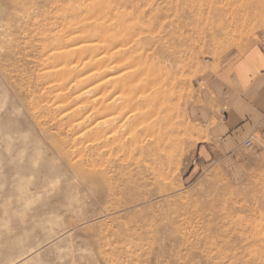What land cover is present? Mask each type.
Instances as JSON below:
<instances>
[{
    "label": "rangeland",
    "instance_id": "1",
    "mask_svg": "<svg viewBox=\"0 0 264 264\" xmlns=\"http://www.w3.org/2000/svg\"><path fill=\"white\" fill-rule=\"evenodd\" d=\"M258 44L264 0H0V264H264V133H211Z\"/></svg>",
    "mask_w": 264,
    "mask_h": 264
},
{
    "label": "crops",
    "instance_id": "2",
    "mask_svg": "<svg viewBox=\"0 0 264 264\" xmlns=\"http://www.w3.org/2000/svg\"><path fill=\"white\" fill-rule=\"evenodd\" d=\"M264 45L258 44L219 63V77L226 94L217 114L212 136L227 145L253 140L264 133Z\"/></svg>",
    "mask_w": 264,
    "mask_h": 264
},
{
    "label": "bare ground",
    "instance_id": "3",
    "mask_svg": "<svg viewBox=\"0 0 264 264\" xmlns=\"http://www.w3.org/2000/svg\"><path fill=\"white\" fill-rule=\"evenodd\" d=\"M232 4H233V3H232ZM236 4H237V3H236ZM239 4H240V3H239ZM228 6H229V5H228ZM233 6H235V4H234ZM237 6H238V5H237ZM241 7H242V6H241ZM228 8H229V7H228ZM244 8H245V7H244ZM232 9H233V8H232ZM71 36H72V35H71ZM67 40H68V39H67ZM65 41H66V40H65ZM65 41H63V42H65ZM93 41H94V40H93ZM81 42H82V41H81ZM77 43H78V42H77ZM79 43H80V42H79ZM83 43H84V41H83ZM71 44H72V43H71ZM80 44H81V43H80ZM87 44H88V43H87ZM69 45H70V44L67 43V41H66V44H63V43H62V45H61L60 47H57V50L55 49V50L57 51L56 54H58V55L61 54V55H63V57H64V56H67V54H72V53L70 52V50L75 52L76 49H78L79 47L82 48V45H83V44H81V45H79V44H77V45L74 44L75 47L73 46L72 48L68 49L67 47H68ZM85 45H86V44H85ZM70 46H72V45H70ZM99 47H100V46H99ZM83 48H84V47H83ZM83 48H82V49H83ZM89 48H91V47H89ZM58 49H59V50H58ZM79 49H80V48H79ZM87 49H88V48H87ZM110 49H111V48H110ZM106 50H107V49H106ZM80 51H81V50H80ZM53 52H54V51H53ZM74 52H73V53H74ZM76 52H77V51H76ZM117 52H118V51H117ZM53 54H54V53H53ZM104 55H105V54H104ZM104 55H103V56H104ZM107 55H108V54H107ZM116 55H119V54H116ZM50 56H51V55H50ZM103 56H102V57H103ZM106 57H109V55L106 56ZM113 57H114V55H113ZM115 57H116V56H115ZM100 58H101V56H100ZM103 58H104V57H103ZM109 58H111V57H109ZM96 59H97V58H96ZM80 60H81V59H80ZM97 60H98V59H97ZM102 60H103V59H102ZM77 61H78V60H77ZM98 61H99V60H98ZM99 62H100V61H99ZM76 63H77V62H76ZM60 64L65 65V64H66V61H61ZM70 64H71V63H70ZM55 65H56V64H54V66H55ZM65 66H66V65H65ZM85 66H86V65H85ZM51 67H52V66H51ZM79 67H80V66H79ZM49 68H50V66H49ZM49 68H48V69H49ZM122 68H123V67H122ZM52 69H53V68H52ZM72 69H74V68H72ZM76 69H77V68H76ZM57 70H58V69H57ZM66 70H67V69H66ZM68 70H69V69H68ZM107 70L109 71V69H107ZM110 70H113V68L110 69ZM55 72H57V71H55ZM46 73H48V72L46 71ZM46 73H45V74H46ZM81 74H82V73H81ZM134 74H135V73H134ZM92 75H93V74L91 73L90 76H92ZM99 75H100V74H99ZM104 75H105V74H104ZM122 75H125V74L123 73ZM139 75H140V74H139ZM100 76H101V75H100ZM100 76H99V77H100ZM112 76H113V75H112ZM112 76H111L110 78L108 77L107 79L105 78V79L107 80L106 83L114 82L115 79H116V80L118 79V78H116V77L112 78ZM116 76H117V75H116ZM52 77H53V76H52ZM93 77H95V76L93 75ZM96 77H97V76H96ZM121 77H122V76H121ZM59 78H60V77H59ZM81 78H83V77H81ZM81 78H79V79H81ZM88 78H89V77H88ZM119 78H120V77H119ZM122 78H123V77H122ZM122 78H121V79H122ZM86 79H87V78H86ZM86 79H85V80H86ZM81 80H83V81L85 82L84 79H81ZM99 80H100V79H99ZM106 80H105V81H106ZM83 81H81V83H82ZM93 81H94V80H92L91 82L93 83ZM105 81H104V82H105ZM95 82L97 83V81H95ZM104 82H103V84H104ZM85 83H86V82H85ZM134 83H135V82H134ZM145 83H146V82H145ZM93 84H94V83H93ZM100 84H101V82H100ZM116 84H117V83H116ZM123 84H124V83H123ZM96 85L99 86V84H96ZM110 85H113V84H110ZM95 87H96V86H95ZM97 88H98V87H97ZM85 89H86V88H85ZM88 89H89V88H88ZM88 89H87V90H88ZM100 89H101V88H100ZM134 89H135V88H134ZM83 90H84V88H83ZM83 90H82V91H83ZM98 90H99V89H98ZM113 90H114V89H113ZM144 90H146V89H144ZM82 91H81V92H82ZM88 91H90V89H89ZM88 91H87V92H88ZM134 91L136 92V89H135ZM134 91H132V92H134ZM81 92H80V93H81ZM83 92H84V91H83ZM88 94H89V93H88ZM90 94H91V92H90ZM121 94L124 95L123 93H121ZM136 94H137V93H136ZM99 95H100V94H99ZM122 95H121V96H122ZM132 95H133V94H132ZM156 95H157V94H156ZM58 96H59V95H58ZM79 96H80V95H79ZM83 96H84V95H83ZM96 96H97V95H96ZM110 97H111V96H110ZM122 97H123V96H122ZM127 97H128V96H127ZM127 97H126V98H127ZM134 97H135V96H134ZM93 98H94V97H93ZM118 98H119V97H116V96H115L114 98H111L110 102L104 99L105 102L107 101L106 104H104V102H103L102 100H101V101L103 102L102 104L106 105L107 107L110 106V108H111V107L115 104V102L117 101ZM123 98H124V97H123ZM126 98L123 99V101H126V102H127V99H128V100H129V103H130V105H131V103H132V99H131V97H128L127 99H126ZM85 99H86V98H85ZM130 99H131V102H130ZM145 99H147V98L145 97ZM94 101H95V99H94ZM96 101H97V100H96ZM120 101H122V100L120 99ZM144 101H145V100H144ZM126 102H125V103H126ZM133 103H134V102H133ZM144 103H145V102H144ZM100 104H101V102H100ZM119 104H120V102H119ZM127 104H128V102H127ZM135 104H136V102H135ZM95 105H96V104H95ZM104 105H103V106H104ZM130 105H128V106H130ZM151 105H152V104H151ZM106 106H104V107H106ZM123 106H125V105H123ZM131 106H133L132 109H134V105H131ZM131 106H130V107H131ZM138 106H139V105H138ZM138 106H137V107L135 106V108H138V109H139ZM104 107H102V105H101V108H104ZM107 107H106V108H107ZM121 107H122V106H121ZM130 107H129V108H130ZM110 108H107V110H109ZM113 108L115 109V107H112V109H110V111H111V110L114 111ZM126 109H128V108H126ZM130 109H131V108H130ZM132 109H131V110H132ZM103 110H104V109H103ZM122 110H124V108H123ZM119 111H120V110H119ZM129 111H130V110H129ZM134 111H135V110H134ZM150 111H151V110H150ZM99 112H100V111H99ZM102 112H103V111H102ZM106 112H107V111H106ZM122 112H123V111H122ZM130 112H131V111H130ZM146 112H147V111L137 112V113H135V114H130V116H131L130 118L133 119L134 117H136V116L138 115L137 117H138V119H140V121H141V119L144 118L143 116L145 115ZM103 113H104V112H103ZM108 113H109V112H108ZM112 113H113V112H112ZM112 113H111V114H112ZM103 115H104V114H103ZM116 115H117V114H116ZM141 115H143V116H142L143 118H141ZM147 115H148V114H147ZM125 116H126V115H125ZM127 116H128V115H127ZM127 116H126V117H127ZM133 116H134V117H133ZM145 116H146V115H145ZM148 116H149V115H148ZM121 118H122V117L120 116L119 119H121ZM109 119L111 120V119H113V118L110 117ZM109 119L106 118L105 120L108 121ZM123 119H125V118H123ZM134 119H136V118H134ZM138 119H136V120H138ZM145 119H146V118H145ZM101 120H102V118H101ZM128 121H130V120H128ZM138 121H139V120H138ZM140 121L138 122L139 124H140ZM146 121H147V120H146ZM95 122H96V121H95ZM129 123H130V122H129ZM133 123H134V122H133ZM105 124H106V123H105ZM119 124H120V123H119ZM131 124H132V123H131ZM99 126H100V125H99ZM128 126H129V125H128ZM131 127H132V125H131ZM131 127H130V128H131ZM135 127H136V126H135ZM127 129L130 130L129 127H128ZM127 129H126V131H127ZM131 129H132V128H131ZM144 129H146V127H145ZM153 129H154V127H153ZM109 130H110V129H109ZM121 130H122V129H121ZM105 131H106V130H105ZM110 131H111V130H110ZM142 131H143V129H142ZM146 131H147V129H146ZM148 131H149V130H148ZM108 132H109V131H108ZM112 132H113V131H112ZM112 132H110V133H112ZM129 132H130V131H129ZM144 132H145V131H144ZM146 133H147V132H146ZM114 134H115V133H114ZM116 134H117V133H116ZM121 134H122V133H121ZM121 134H120V135H121ZM106 135H107V134H106ZM106 135H105V136H106ZM110 135H111V134H110ZM142 135H144V134H142ZM114 136H115V135H114ZM118 136H119V135H118ZM107 137H108V136H107ZM112 137H113V136H112ZM113 138H115V137H113ZM107 140H109V138H108ZM244 144H245V141H244Z\"/></svg>",
    "mask_w": 264,
    "mask_h": 264
},
{
    "label": "built area",
    "instance_id": "4",
    "mask_svg": "<svg viewBox=\"0 0 264 264\" xmlns=\"http://www.w3.org/2000/svg\"><path fill=\"white\" fill-rule=\"evenodd\" d=\"M263 70H264V65H263ZM251 144V139L245 140V145L249 146Z\"/></svg>",
    "mask_w": 264,
    "mask_h": 264
}]
</instances>
